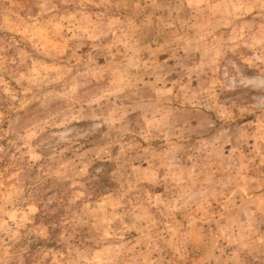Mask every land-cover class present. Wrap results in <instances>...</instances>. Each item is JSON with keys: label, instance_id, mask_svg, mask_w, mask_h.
I'll list each match as a JSON object with an SVG mask.
<instances>
[{"label": "rangeland", "instance_id": "obj_1", "mask_svg": "<svg viewBox=\"0 0 264 264\" xmlns=\"http://www.w3.org/2000/svg\"><path fill=\"white\" fill-rule=\"evenodd\" d=\"M0 264H264V0H0Z\"/></svg>", "mask_w": 264, "mask_h": 264}, {"label": "trees", "instance_id": "obj_2", "mask_svg": "<svg viewBox=\"0 0 264 264\" xmlns=\"http://www.w3.org/2000/svg\"><path fill=\"white\" fill-rule=\"evenodd\" d=\"M7 164H9V163H7ZM7 164H6V165H7ZM41 217H42V219H44L46 222H51V221H53V220H52V217L49 216L47 213H46V214L43 213L42 216H40L39 218H41ZM39 218H38V219H39ZM54 232H56V230H54Z\"/></svg>", "mask_w": 264, "mask_h": 264}]
</instances>
